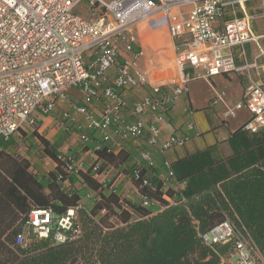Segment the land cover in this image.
<instances>
[{
	"label": "built area",
	"instance_id": "obj_1",
	"mask_svg": "<svg viewBox=\"0 0 264 264\" xmlns=\"http://www.w3.org/2000/svg\"><path fill=\"white\" fill-rule=\"evenodd\" d=\"M83 1L91 9L89 18L74 11ZM183 6L187 8L181 10ZM252 11L259 13L255 15ZM257 16L264 21V0H0V139L34 129L45 137L39 121L49 117L60 102L67 100L69 91L76 89L81 103H69L61 117L69 118L74 110L82 117L85 129L97 131L102 142L112 143L118 149L124 141L146 136L147 143L160 153L182 146L190 135H162L161 126L170 105L186 92L191 78L201 76L196 72L198 69L202 77L208 78L255 65L246 61L237 65L231 51L233 46L253 42L258 57H264L260 43L264 32L255 34L252 27ZM141 22L164 23L174 42V60L170 71L167 70L172 85L170 94L161 93L157 71L156 77L150 78L136 66L135 60L143 52L141 48L133 52L132 28ZM241 54L244 55L243 50ZM189 67L194 69L193 74L187 72ZM110 69H114L112 76L108 73ZM136 87L149 91L128 104L123 92ZM214 101L224 102L223 94L216 92ZM95 102L103 104L99 113L89 107ZM242 107L250 114L242 129L256 132L264 127L263 83L250 80L242 101L226 105L224 114L233 116ZM127 109L131 119L124 114ZM186 129L193 130V122H187ZM79 139L93 143L95 148L101 144L85 131ZM139 156L142 161L152 163L149 151L142 150ZM61 159L67 173L82 163L81 157ZM163 167L162 198L167 205L185 202L182 196L175 201L166 193L173 174L168 160L163 161ZM102 173L96 172L93 177ZM134 176L139 177L138 170ZM98 182L106 184L104 179ZM143 183L148 182L144 179ZM180 183L175 181L176 196ZM111 188L116 191L114 186ZM139 198L143 207L157 204V211H161L166 206L145 195L139 194ZM79 207L70 206L59 216L51 208L31 209L15 242L24 244L29 236L49 238L56 244L66 242L80 228ZM198 236L210 248L231 243L232 250L228 256L219 255L217 264H264L246 228L227 217L207 231H199Z\"/></svg>",
	"mask_w": 264,
	"mask_h": 264
},
{
	"label": "trees",
	"instance_id": "obj_2",
	"mask_svg": "<svg viewBox=\"0 0 264 264\" xmlns=\"http://www.w3.org/2000/svg\"><path fill=\"white\" fill-rule=\"evenodd\" d=\"M30 132L39 137L44 156L53 160L55 167L40 175L27 157L5 152L15 136L0 139V264H189L184 260L195 252L199 256L192 264H217L219 255L228 256L231 243L210 248L203 245L198 232L207 231L225 217L246 228L264 258V160L230 176L219 175L207 187L189 186L178 196L174 195L175 181L183 182L186 175L177 177L170 164L173 178L166 193L175 201L182 196L185 202L167 205L161 191L165 168L162 165L157 170L153 158L151 164L140 159L136 165L122 147L113 152L91 130L85 132L101 141L98 148L80 140L79 148L67 152L57 150V145L43 138L36 129ZM82 150L93 154L92 163L65 172L61 157L75 158ZM124 163L130 167L125 171L138 194L158 200L166 205L164 209L153 213L150 207L132 202L93 177L108 166L118 173L124 170ZM79 179L97 192L98 198L89 211L81 210L82 191L75 186ZM144 179L148 183L144 184ZM77 205H80L78 213H84L83 234L78 238L56 244L49 238L29 236L24 244L15 242L31 209L51 208L59 216L68 207ZM112 215L123 225L109 222Z\"/></svg>",
	"mask_w": 264,
	"mask_h": 264
},
{
	"label": "crops",
	"instance_id": "obj_3",
	"mask_svg": "<svg viewBox=\"0 0 264 264\" xmlns=\"http://www.w3.org/2000/svg\"><path fill=\"white\" fill-rule=\"evenodd\" d=\"M132 31L135 36L133 52H137L140 48L143 52L136 58V66L146 71L150 78H155L154 72L157 71L160 74L158 83L161 84V93L170 94L172 85L168 82L167 70L170 71L175 52L174 42L168 36L166 25L146 23L145 27L138 23L134 25ZM247 45L249 51L245 47ZM242 50L244 55L241 54ZM231 51L237 65H243L244 61L249 64L255 62V65L249 67L248 70L218 74L210 78H191L186 92L178 95L170 105L161 126L162 135H190V139L184 145L160 153L154 146L147 143L146 136L136 140H127L121 144L122 150L129 155L128 159H132L136 165L140 162L139 153L142 150L151 153L157 170L161 169L164 160H168L177 177L186 175L180 183L179 192L189 186L196 189H200V186L207 187L219 175L230 176L240 172L242 168L257 165L264 160V127L256 132L242 129V125L250 118L245 107L237 109L233 116L224 114L226 105L232 106L242 101L243 92L250 80L261 82L264 86V57H258V49L253 42H247L242 47L235 45ZM187 72L193 74L194 69L189 67ZM108 73L112 76L114 69H110ZM148 91L147 88L136 87L124 90L123 95L128 104H132ZM216 92L223 94L224 102L214 101ZM80 101L79 91L72 89L68 93L67 100L60 102L58 107L69 106L68 103L72 102L80 104ZM102 105V102H95L89 107L92 112L99 113ZM124 114L131 119L128 109L124 110ZM189 121L194 124V129L190 131L186 129ZM82 123L84 127V122ZM84 130L86 131L85 127ZM93 132L100 139L99 133ZM106 144L114 152L121 148L117 149L112 143ZM81 155L82 159L85 157L90 160V162L84 160V166L92 163L90 157L94 159L93 154L84 151ZM45 164L46 167L43 170H38L40 175L55 167L51 159L45 161ZM122 168L124 170L117 173L111 185L119 189L120 182L115 183L121 180L124 182L123 186L126 187L128 183H131L138 192L137 187L131 181L130 174L125 171L130 168L128 163H124ZM112 169L113 166H108L102 174L94 175L95 179L100 181L106 178ZM150 208L153 213L159 209L157 204H152Z\"/></svg>",
	"mask_w": 264,
	"mask_h": 264
},
{
	"label": "rangeland",
	"instance_id": "obj_4",
	"mask_svg": "<svg viewBox=\"0 0 264 264\" xmlns=\"http://www.w3.org/2000/svg\"><path fill=\"white\" fill-rule=\"evenodd\" d=\"M105 2H109L111 0H104ZM187 6L181 7V10H185ZM75 13L79 15L82 18H89L91 14V9L88 7L86 1L81 2L79 5L76 6L75 8ZM255 15L258 14L259 12L257 11H252ZM143 26L146 27V22H141ZM252 27L253 31L255 34H260L264 32V21L261 17L257 16L252 20ZM260 43L264 47V38L260 39ZM247 51H249L248 45L245 46ZM196 72L201 75L199 78H205L202 77L203 73L201 70H196ZM229 74V73H228ZM218 75V74H217ZM220 75H224L221 73ZM210 78V77H208ZM191 81V80H190ZM189 81V82H190ZM74 100V99H73ZM65 101V100H64ZM75 103V102H72ZM69 104V103H68ZM76 104V103H75ZM78 104V103H77ZM68 109V105L65 106H60L57 107L56 111L51 112L50 116L47 118H44L43 120L39 121V124L41 126V130L45 132V138L51 143H54L57 145V150L67 152V151H75L74 149L80 147V139L79 135L80 133L84 132V127H83V119L81 118L80 115L76 114L74 110L70 111V117L69 118H62L61 113L65 110ZM55 112V113H54ZM5 152L10 153L12 155H18L22 157H27L30 161V163L33 165V167L39 169H44L46 167L45 161H49V158L44 156V152L42 149V144L39 140V137L35 135L34 132H26V133H20L19 135H15V139L10 140V143L8 146L5 147ZM81 153H84L82 150L79 154L76 153L77 156H75L76 159L82 158ZM90 156V155H88ZM92 160L93 158L90 157ZM84 160H88L87 158H83L81 160V165L78 169H83L84 168ZM39 167V168H38ZM106 169V168H105ZM104 169V170H105ZM103 170V171H104ZM102 171V170H101ZM102 171V172H103ZM117 177V171L113 167L109 175H106V178H104L105 183L110 186L114 179ZM110 180V181H109ZM120 182V184L118 183ZM115 184H119V189L116 188L121 196H125V198H128L132 200V202L136 203L139 205L140 203V198L138 192L134 189L132 184L128 183L127 186H123L124 182L121 180H117ZM76 188L80 189L81 192V210H87L89 211L90 208L93 207L94 201L97 196V192L89 188L85 183H83L80 179L76 182L75 184ZM112 186V185H111ZM104 211H102L103 213ZM84 213L82 212L81 214L78 213L77 221L80 225V228L77 232L74 233V235L71 237L72 239L78 238L83 234V220H82V215ZM133 216H138L136 213H133ZM109 222H112L115 226L118 225H123L115 216H110ZM199 253H191L189 254L184 262L192 264L196 258H198ZM234 260V258H233Z\"/></svg>",
	"mask_w": 264,
	"mask_h": 264
}]
</instances>
